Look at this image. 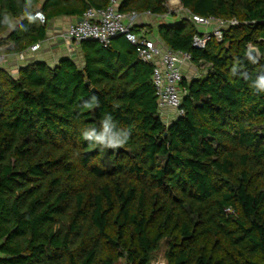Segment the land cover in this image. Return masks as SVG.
I'll use <instances>...</instances> for the list:
<instances>
[{"label":"trees","instance_id":"trees-1","mask_svg":"<svg viewBox=\"0 0 264 264\" xmlns=\"http://www.w3.org/2000/svg\"><path fill=\"white\" fill-rule=\"evenodd\" d=\"M108 2L0 0V22L7 14L14 24L0 23V52H23L45 40L53 17ZM180 5L237 23L204 48L187 17L156 25L157 44L206 64L182 79L184 113L168 124L153 65L124 36L78 42L81 61H33L16 74L0 65V264H150L162 241L167 264H264V93L250 87L264 74V0ZM118 10L168 8L121 0ZM93 94L99 107L84 108ZM106 114L131 130L123 147L83 139Z\"/></svg>","mask_w":264,"mask_h":264},{"label":"built area","instance_id":"built-area-1","mask_svg":"<svg viewBox=\"0 0 264 264\" xmlns=\"http://www.w3.org/2000/svg\"><path fill=\"white\" fill-rule=\"evenodd\" d=\"M121 0H109L102 8H88L82 16L59 36L66 42L78 43L85 39L98 41L103 46H108L116 36H124L127 41L136 48L137 58L153 65L152 81L156 89L158 109L161 113L164 109H172L176 115L184 113L181 107L182 95L185 92L180 83L183 79L182 66L190 62L191 56L187 52L174 51L164 48L149 37L143 28L137 25L138 19L150 12H121L118 5ZM168 8L164 17L174 14L176 18L187 17L195 25L204 27L201 34L193 36L192 44L197 48H204L211 37L220 40L223 29L228 25L236 24V20L226 21L215 17H203L192 14L180 5V0H166ZM34 17L44 23V15L40 11L34 13ZM136 27L139 31H134ZM40 43L31 45L26 50L35 51ZM25 50V51H26ZM17 53L20 59L24 58V52ZM5 53H0V61L6 60ZM150 264H153L152 262ZM164 264V263H163Z\"/></svg>","mask_w":264,"mask_h":264},{"label":"crops","instance_id":"crops-1","mask_svg":"<svg viewBox=\"0 0 264 264\" xmlns=\"http://www.w3.org/2000/svg\"><path fill=\"white\" fill-rule=\"evenodd\" d=\"M79 19L78 16L72 15H58L49 20L47 25V36L45 40L38 42L40 46L35 51L26 50L24 58L20 59L15 52L5 53L6 60L0 65L9 70L11 73L16 74L20 66L31 63L33 61L45 62L52 66L58 62L62 57H74L76 60L81 61L82 54L78 47V43L66 42L59 36L64 33L68 27L75 23ZM176 19L174 15L166 16L163 15H145L143 14L137 21L138 26H143L144 31H148L149 28L152 30L149 37L153 40H159L155 31L156 25L161 22H168ZM200 29L201 26H197ZM142 28V27H141ZM205 30V29H204ZM7 48V45L1 46L0 50ZM3 53V52H0ZM78 61V62H79ZM183 78L190 79L199 74L197 66L193 63L188 62L181 68ZM163 121L168 124L175 116V111L172 109H164L162 112Z\"/></svg>","mask_w":264,"mask_h":264},{"label":"clouds","instance_id":"clouds-1","mask_svg":"<svg viewBox=\"0 0 264 264\" xmlns=\"http://www.w3.org/2000/svg\"><path fill=\"white\" fill-rule=\"evenodd\" d=\"M31 2V0H29ZM23 15H27L29 20L31 16L23 12ZM7 25L9 28L14 27V24L10 20V17L5 14L4 21L0 22ZM255 62V60H253ZM250 79V77H246ZM250 87L256 93H264V74L257 75L254 80H252ZM84 108L92 109L94 107H99V99L96 95H92L88 101L83 105ZM131 135V130L118 125V123L109 114H106L100 123V127H90L82 132V137L84 140L89 141L91 144L99 145L103 148L117 149L123 147Z\"/></svg>","mask_w":264,"mask_h":264},{"label":"rangeland","instance_id":"rangeland-1","mask_svg":"<svg viewBox=\"0 0 264 264\" xmlns=\"http://www.w3.org/2000/svg\"><path fill=\"white\" fill-rule=\"evenodd\" d=\"M200 29H203L204 31V27H200ZM152 38V37H151ZM3 49V48H1ZM5 62V60L3 61H0V64ZM206 67V64H201V65H198L197 68H198V72L201 73L204 71ZM165 251H166V244L164 241L161 242L160 246L155 250V252L153 253V258H152V263L153 264H167L166 263V259H165ZM119 264H126L124 263L123 261H121Z\"/></svg>","mask_w":264,"mask_h":264},{"label":"water","instance_id":"water-1","mask_svg":"<svg viewBox=\"0 0 264 264\" xmlns=\"http://www.w3.org/2000/svg\"><path fill=\"white\" fill-rule=\"evenodd\" d=\"M119 36H120V35H119ZM251 54H256V55H258V51H257V49H256L255 47H251V48L248 50V55H251ZM85 84H86V85H89L90 82L87 81ZM91 90H92L93 92H96V89H95V88H92Z\"/></svg>","mask_w":264,"mask_h":264}]
</instances>
